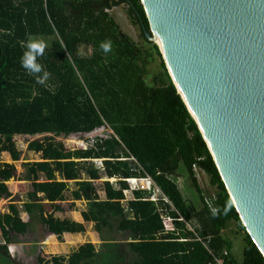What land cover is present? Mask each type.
I'll use <instances>...</instances> for the list:
<instances>
[{"label":"trees","instance_id":"1","mask_svg":"<svg viewBox=\"0 0 264 264\" xmlns=\"http://www.w3.org/2000/svg\"><path fill=\"white\" fill-rule=\"evenodd\" d=\"M126 5L128 16L145 40L152 45L143 50L108 13ZM150 24L141 0H0V154L17 162L21 152L14 137L53 135L70 137L110 129L108 137L96 138L86 150L68 151L53 137L35 140L29 149L43 154V161L26 164L27 187L21 218L14 204L0 215V258L8 254L11 234L46 228L51 243L62 242L65 233L86 232L85 224H95L98 241H127L134 255L121 264H264V256L247 234L226 189L216 163L198 125L173 84L159 47L151 42ZM50 39V47L38 57L51 75L41 85L22 66L28 39ZM110 40L112 51L104 54L101 42ZM93 53L83 57L81 46ZM156 55L162 72L148 83L147 64ZM102 159L105 175L118 179L119 188L105 182L106 200H101L93 181L102 178L90 160ZM194 165L201 168L215 187L213 216L205 204ZM200 197V210L193 212L177 179L181 169ZM91 181H80L82 173ZM61 175L63 180H58ZM18 176L16 168L0 162V200L12 196L9 182ZM151 178L163 198L151 200L149 193L134 190L135 199L123 204L129 179ZM76 182L74 200H86L85 224L59 220L52 211H63L69 182ZM168 200L166 202L165 200ZM225 207L229 210L224 213ZM235 223L244 233V259L232 255L234 243L224 231ZM191 225L193 230L188 228ZM122 239H119V237ZM228 250L229 255L222 252ZM100 253L92 243L80 247L70 257L38 258L40 264H95ZM120 264V263H119Z\"/></svg>","mask_w":264,"mask_h":264},{"label":"water","instance_id":"2","mask_svg":"<svg viewBox=\"0 0 264 264\" xmlns=\"http://www.w3.org/2000/svg\"><path fill=\"white\" fill-rule=\"evenodd\" d=\"M141 2L147 37L264 256V0Z\"/></svg>","mask_w":264,"mask_h":264},{"label":"rangeland","instance_id":"3","mask_svg":"<svg viewBox=\"0 0 264 264\" xmlns=\"http://www.w3.org/2000/svg\"><path fill=\"white\" fill-rule=\"evenodd\" d=\"M108 13L116 20V22L120 25L121 30L139 47H141L143 50H150L152 48V45L149 44L145 38L142 36V33L140 29L136 26H134L131 22L130 17L128 16V7L126 5H122L119 7H115L111 10H108ZM42 39L46 43L45 49L50 47V39L47 38H39ZM79 53L83 57H89L93 53V49L90 46L83 45L79 49ZM161 60L158 56L154 55L152 61H149L146 67L147 74L146 78L148 83H152V79L155 75H158L162 72L161 68ZM110 134H112V131L110 129L101 128L99 130H96L93 133L90 134H79V135H72L70 137H55L53 135H37V136H16L14 137V141L16 143L17 149L21 152L20 160L17 162H11V161H5L4 158L0 154V162L1 163H9L12 164L16 170H17V178L12 179L9 184L12 189V196L9 198H3L0 200V215L6 214L10 212V205L14 204L16 205L21 211L23 205L28 202V197L26 193H21L18 189L19 184H24L25 186L29 187L30 183L26 180L27 178V167L26 164L28 163H34V162H41L43 161V154L37 153L29 149V144L35 140L45 141V138L48 136L54 138V142L57 144H61L67 149L68 151H75L79 149L86 150L94 145V142L96 138H104L108 137ZM94 166L96 169L100 171L102 174V178L96 181H93V184L95 185L97 189V193L100 197V199L105 198V182L108 180L107 176L105 175V168L103 164V160L100 159H93L89 161V164L87 167ZM184 169L182 168L180 171V177H184L186 181H184L182 178L177 179V182L181 186V192L184 196V198L188 201L190 209L195 212L196 210H200L201 204H200V197L197 191L195 190L194 186L192 185V182L188 180L187 175H184ZM58 180H63L62 176L58 174L57 176ZM198 183L201 186L202 190L204 191L205 198H212L215 195L216 189L210 184V178L207 174H201L200 178H198ZM80 181H91L90 177L87 173L83 172L81 175ZM76 182L78 181H71L70 189L68 192H66V200L63 202H60L61 206L65 208V210L68 212H64L63 216H68L69 212L71 213H79V211H87L89 206V202L86 200H74L72 192L77 189ZM112 184L115 185L116 188H119V185H117L116 181H112ZM130 185V191H128L126 194V202L133 199V193L132 191L135 189H142L140 185ZM155 185V184H154ZM149 193L151 196V200L159 201L161 198H163V195L160 191V189L155 185V188L153 191L145 190ZM124 203L125 207H127V203ZM48 212H52L51 208H48ZM53 214V213H52ZM75 214V213H74ZM76 217V216H75ZM23 218V217H22ZM24 221V219H22ZM86 229L88 231H92L95 233V224L89 223L85 224ZM188 228L193 230L191 225H188ZM37 233L44 232L43 227H40V230L35 231ZM224 234L227 238H229L234 243V249L232 251V255L234 256L235 260L242 263L244 259V233H242L237 225L235 223H232L228 229L224 231ZM96 236V235H95ZM16 237V238H15ZM119 239H122V237L118 236ZM18 240L17 236H12L11 241ZM93 238H90L88 235V238L85 237L84 242L82 244L92 243L96 246H102L97 241L93 242ZM35 241V239H30L28 241V244H32ZM64 245H70L72 246L71 250L72 252H78L77 250L79 248V244L74 242L71 238L69 239H63L62 242ZM5 241L0 236V245H4ZM115 247H112V253L111 251H105L103 247L101 248V251H105V254L100 256L95 262V264H121L123 262L131 261L134 259V255L130 252V250L127 247V241H115L108 244V246L112 245ZM83 246V245H82ZM9 248V254L10 251L14 252V256L17 255L16 248L12 247L11 245L8 246ZM31 248H35L32 246ZM69 251V249H67ZM36 252V251H35ZM114 253V254H113ZM74 254V253H73ZM70 256L72 254H69ZM46 258H43L46 261H50L49 255H45ZM17 257V256H16ZM222 261V260H221ZM17 259L14 261L4 252L3 257L0 258V264H22L18 263ZM27 264H40L39 261L35 257H31L30 261Z\"/></svg>","mask_w":264,"mask_h":264},{"label":"crops","instance_id":"4","mask_svg":"<svg viewBox=\"0 0 264 264\" xmlns=\"http://www.w3.org/2000/svg\"><path fill=\"white\" fill-rule=\"evenodd\" d=\"M181 178L184 181H186V179L184 177H182V176L179 177V179H181ZM111 180L112 181H116V183L118 185V179L113 178ZM111 180H110V178H108L107 181L111 182ZM111 183H113V182H111ZM178 186L181 189V186H180L179 183H178ZM135 190H137V189H135ZM125 192L127 193L128 191H125ZM132 193H133V196H134V190L132 191ZM134 199H135V196H134L133 199H131V200L127 201V202L125 200L124 203L126 202L128 204V202H130V201H132ZM101 200H103V201L106 200V194H105V198L101 199ZM88 206H89V204H88ZM64 212H67L65 210V208H64L63 211H52L50 213H53V215H54V217L56 219H59V220H62V221L63 220H67V221H70V222H75L77 224H85V221H84V218H83V215H82L83 214L82 211H79V213L74 212L75 214L69 212L68 216H63ZM21 218L24 219V222H28L29 221L28 214L23 212V211L21 212ZM88 235H89L90 238L94 239L93 242L97 241L98 243H100V245H102V246H97V244H96V246H95L96 250L100 253L101 256L105 254V251H107V250L111 251L112 247H115V246H113V244L108 246L109 243H103V242L98 241L96 236H95V233L92 232V231L90 232L88 230L86 232H81V233H65L63 235V239H66V238L70 239L71 238L74 242H76V243H78L80 245L79 248L77 249V250H79L80 247L82 245H84L82 243L84 242L85 237L88 238ZM12 236H17V238H18V240H15L13 242L11 241L10 244H9L12 247L16 248V252H17L16 256L17 257L14 256V252H12V251H10V254H9V251H8L7 255L13 261H14V259L15 260L17 259V261H19L22 264H27L30 261L31 257H35L37 259V261H38L39 257L46 258L45 255H49V259H52V257H55V256H63L65 258H68V257H70L69 254L75 253V252H72V250H71L72 246H70V245H67V244L64 245L63 243H51L49 241V233L47 232L46 228L44 229V232H42V233H37L33 229H29L26 234H23V235L11 234V237ZM30 239H35V241L32 244H28L27 242L30 241ZM32 246H34L35 248H31ZM100 247H103L105 249V251H101ZM67 249H69V251H67ZM8 250H9V248H8ZM111 253H112V251H111Z\"/></svg>","mask_w":264,"mask_h":264},{"label":"clouds","instance_id":"5","mask_svg":"<svg viewBox=\"0 0 264 264\" xmlns=\"http://www.w3.org/2000/svg\"><path fill=\"white\" fill-rule=\"evenodd\" d=\"M26 51L21 58V66L30 74L36 77L38 84H45L50 78V73L44 69L43 65L38 62V57H42L45 51L46 43L42 39L30 37L24 44ZM99 48L104 54H108L112 51V42L105 40L100 43ZM229 208L225 207L224 213L227 214ZM212 215L215 216L218 213L217 208H212Z\"/></svg>","mask_w":264,"mask_h":264},{"label":"built area","instance_id":"6","mask_svg":"<svg viewBox=\"0 0 264 264\" xmlns=\"http://www.w3.org/2000/svg\"><path fill=\"white\" fill-rule=\"evenodd\" d=\"M194 172L196 173V177H198V178H200V175L203 173V174H206L201 168H199L197 165H194ZM149 179H151V178H149ZM216 200V197L215 196H213L212 198H205V204H206V206L210 209V210H212V208H215V206H214V201ZM153 201H155V200H153ZM165 201H168L167 199L165 200ZM222 255H224V256H228L229 255V252H228V250H224L223 252H222ZM217 260V262H218V264H223L222 263V261H221V259H216Z\"/></svg>","mask_w":264,"mask_h":264},{"label":"bare ground","instance_id":"7","mask_svg":"<svg viewBox=\"0 0 264 264\" xmlns=\"http://www.w3.org/2000/svg\"><path fill=\"white\" fill-rule=\"evenodd\" d=\"M155 41L157 44H160L159 38L155 37ZM128 181L132 185H135V184L140 185L141 188H143L145 190L153 191L155 188L153 181L149 178H146V179H129Z\"/></svg>","mask_w":264,"mask_h":264}]
</instances>
